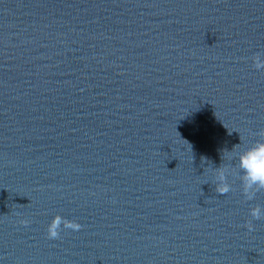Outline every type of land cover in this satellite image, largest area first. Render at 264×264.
<instances>
[{"label": "water", "instance_id": "water-1", "mask_svg": "<svg viewBox=\"0 0 264 264\" xmlns=\"http://www.w3.org/2000/svg\"><path fill=\"white\" fill-rule=\"evenodd\" d=\"M257 51L264 0H0V264H264V191L211 173L264 129Z\"/></svg>", "mask_w": 264, "mask_h": 264}, {"label": "clouds", "instance_id": "clouds-1", "mask_svg": "<svg viewBox=\"0 0 264 264\" xmlns=\"http://www.w3.org/2000/svg\"><path fill=\"white\" fill-rule=\"evenodd\" d=\"M252 66L257 70H264V51H257L250 57ZM257 137L252 142L233 148H239L229 157V163L217 168H212L213 185L215 192L223 195L233 191V184L229 182V177H234L239 181V189L246 200H253L256 194L264 191V129L255 133ZM249 216L251 220L246 223V227L253 230L252 220L264 219V206L255 205L250 207ZM21 224L28 225L30 221L21 220ZM81 225L75 220L67 219L59 214L54 215L46 227L48 239L55 240L60 237L63 230L79 231Z\"/></svg>", "mask_w": 264, "mask_h": 264}]
</instances>
